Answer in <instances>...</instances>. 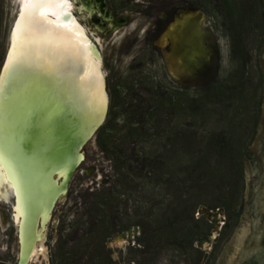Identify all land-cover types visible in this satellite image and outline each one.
<instances>
[{
  "label": "rangeland",
  "instance_id": "374dc122",
  "mask_svg": "<svg viewBox=\"0 0 264 264\" xmlns=\"http://www.w3.org/2000/svg\"><path fill=\"white\" fill-rule=\"evenodd\" d=\"M20 1L0 0V73ZM69 1L103 57L109 100L104 124H109V131L95 136L82 150L85 161L68 195L55 204L37 256L29 264H264V0L251 1L253 15L243 28L250 55L244 103L236 104L227 95L223 104L211 107L215 113L199 133L196 164L177 166L174 156L158 160L153 176L148 169L139 178L127 176L118 182L124 183L125 190L99 197L91 195L102 190L104 176L114 166L100 144L124 150L128 156L133 150L149 153V148L171 147L178 141L186 144L189 132L178 139L177 131H187L190 119L177 106L193 107L202 85L214 78L229 81L238 65L232 59L222 18L209 3L194 11L184 6L187 0ZM160 21L174 22L177 29L169 37L170 29L167 36H156ZM197 34V64L184 67L188 43ZM178 57L184 80L171 74L168 58ZM114 86L126 105L122 112L110 110ZM155 102L161 103V111L149 118L146 114ZM138 124L148 131L146 139L128 134ZM229 139L233 147L226 159L221 158ZM209 143L214 151L206 156L204 147ZM203 161L204 170L194 176ZM128 165L136 168V164ZM178 169L187 172L178 174ZM182 181L193 184L191 194H180ZM188 203L195 210H189ZM13 204V199L0 200V264H18L20 258ZM182 213H186L184 220L172 228ZM157 216L155 228L164 238L149 240L145 250L137 242L142 234L138 223ZM115 222L117 234L106 238ZM91 223L99 228L94 230ZM133 229L137 233L132 238L124 237ZM192 239L195 242L190 245Z\"/></svg>",
  "mask_w": 264,
  "mask_h": 264
},
{
  "label": "bare ground",
  "instance_id": "6f19581e",
  "mask_svg": "<svg viewBox=\"0 0 264 264\" xmlns=\"http://www.w3.org/2000/svg\"><path fill=\"white\" fill-rule=\"evenodd\" d=\"M26 2L20 1L0 73V200L7 203L14 200L21 264H29L37 256L38 244L44 239L52 209L66 196L65 188L74 162L78 154L82 155V151L78 153V147L94 130L104 125L109 108L102 72L103 57L89 38L86 27L75 16L74 6L69 0H47L40 14L41 27L50 30L57 41L41 50L36 57L40 67L28 62L10 65L15 25L21 16L27 15ZM176 27L172 24L168 28V37ZM198 36L188 43L184 67L194 68L197 64L196 54L200 52ZM181 57L168 58L171 74L178 80H184L176 63ZM53 61L57 62L53 65ZM37 90L41 92L39 95ZM14 109L18 110L16 114H13ZM40 111L41 119L34 124L33 119ZM13 122L17 127L14 135ZM15 135L21 144L22 165L30 176L46 171L57 173L54 184L47 186L40 196L29 192L26 182L25 186L22 182L14 156L18 148L13 140ZM43 137L63 148L48 167L46 162L41 164L43 154L48 150L47 144L41 146ZM83 157H78V162Z\"/></svg>",
  "mask_w": 264,
  "mask_h": 264
},
{
  "label": "trees",
  "instance_id": "16d2710c",
  "mask_svg": "<svg viewBox=\"0 0 264 264\" xmlns=\"http://www.w3.org/2000/svg\"><path fill=\"white\" fill-rule=\"evenodd\" d=\"M252 0H187L185 1V7L191 10H202L204 9L205 3H209L213 10L222 18L223 26L230 38L231 41V55L232 59L237 63L238 68L235 73L232 75L231 79L227 82H219L217 78H214L204 85H202L199 89V95L194 100V106L188 109L183 108L181 105H178V109L180 112H187V117L190 119V123L187 126L186 130H178L177 138L180 139V135L184 132H189L190 141L186 144L178 141L175 145L171 147L166 146H158V148H149V153H146L143 150L137 151L133 150L131 155L128 154L121 149L118 148H108L107 146H103L100 144L101 152L106 156L107 159L113 162L114 166H112L111 172L104 176V180L102 182V190L98 192L96 188L90 190H96L92 193L91 196L99 197L100 195H109L113 190H125L124 183L119 184L118 182L125 179L127 176L139 178L143 172L148 169L150 176H153L156 172V163L158 160L165 161L167 157L175 158V163L177 166L181 165H195L198 159V156L201 151V145L198 143V136L200 131H204L205 126L211 120L212 115L215 113L211 107L223 104V100L228 95V100H234L236 104H243L244 98L242 96L243 90L245 88L246 78H247V67L250 62V55L245 46L244 39V25L248 18H251L253 15L252 12ZM169 22L160 21L158 23L155 35L160 36L165 28L167 27ZM245 82V83H244ZM111 107L112 111H124L125 110V102L121 97V93L117 92L116 87L114 86L111 90ZM163 104V103H162ZM161 111V103H154L152 109L147 112V116L152 118L155 115H158ZM182 118V116L180 117ZM179 118V119H180ZM138 124L136 128L129 130V135L132 137L146 139L148 135V131L145 130L144 127ZM180 129V128H179ZM109 131V124H104L101 129L97 132L96 136L100 138L106 132ZM157 136V135H153ZM182 136V135H181ZM233 144L230 139L229 142L226 143L220 151L221 158H227L232 149ZM213 145L206 144L204 149V153L206 156L208 154H213ZM213 149V150H211ZM150 160H153L149 163ZM205 162L203 161L200 168L193 171L194 176H198L202 173L205 168ZM128 164H136V168L131 167ZM152 164V165H150ZM155 165V166H154ZM180 168V167H179ZM192 171V170H191ZM187 170L182 171L177 170L178 174H184ZM115 179V180H113ZM118 180V181H117ZM109 185L108 188L105 186ZM96 186V185H95ZM181 193L180 194H191L194 191V186L192 183H185L182 181L181 184ZM90 190H87L86 193ZM122 192V191H121ZM189 210H195V205L188 203ZM93 209L92 212H94ZM94 214V213H91ZM228 215V211L225 212ZM186 213H182V215L176 220V224L172 226V228H178L181 222L184 220ZM192 218H194V214H192ZM114 221H116L115 218ZM202 220L205 223H208V218L203 217ZM157 221H159V217H154L153 219L145 218L141 221L139 226L142 228L141 237L138 239V245L143 247L145 250L148 248L149 240H153L154 242H161L164 238V234L160 231H157ZM201 220H198L200 222ZM156 222V223H155ZM227 225V224H226ZM89 226H93L94 230L97 229L98 226H94L92 223ZM156 227V228H155ZM99 228V227H98ZM155 228V229H154ZM106 238H111L115 234H117V226L116 222L113 223L110 229L106 233ZM209 236V235H208ZM206 238V237H204ZM207 239H201L204 242ZM195 242V239L190 241V245ZM148 256V255H147ZM158 259L160 255H151Z\"/></svg>",
  "mask_w": 264,
  "mask_h": 264
},
{
  "label": "snow or ice",
  "instance_id": "6c2138e0",
  "mask_svg": "<svg viewBox=\"0 0 264 264\" xmlns=\"http://www.w3.org/2000/svg\"><path fill=\"white\" fill-rule=\"evenodd\" d=\"M46 3L47 0H27L24 4L27 15L21 16L20 21L15 25L12 53L9 57L10 65L28 62L33 66L40 67L36 63V57L40 51L48 45L56 44L54 34L41 27L40 14L45 9ZM56 62L53 61V65Z\"/></svg>",
  "mask_w": 264,
  "mask_h": 264
},
{
  "label": "water",
  "instance_id": "95a60500",
  "mask_svg": "<svg viewBox=\"0 0 264 264\" xmlns=\"http://www.w3.org/2000/svg\"><path fill=\"white\" fill-rule=\"evenodd\" d=\"M193 13H195V12H193ZM174 22H176V20H174ZM173 23H171V24H169L167 26L166 31L163 32V34H162V37L166 34V32L168 31V28ZM36 92H37L36 93L37 95H39V93H41L38 90ZM17 111L18 110L14 109L13 114H16ZM40 116H41V111H40L39 115H36V117L33 119L34 124L37 123L41 119ZM69 117H70V115H69ZM73 127H74V125H73ZM16 128L17 127H15V124L13 122V135H14V129H16ZM99 128L100 127H98L96 130H94L93 134L89 138H87L85 140V142H84L83 145H81V146L79 145V147H78V153L81 152L83 150V148L86 147L89 144V142L96 136L97 132L101 129V128L100 129ZM13 140H15V144L18 147L15 150L14 156H15L16 161H17L18 170L20 171V175H21V178H22V182H23L24 186H25V182H26V184L28 185V191L29 192H31L32 194H35L37 196H40L41 194H43L42 191L44 189H46L47 186H49L51 184H54L55 179L57 177V173L51 174L50 171H46V173H42V172L40 174L39 173H35L36 174L35 176L34 175H31L30 176L28 174V172L25 170L24 166L22 165L21 147H20L21 144H20V142H18V140H19L18 136H16V135L13 136ZM43 142H44V144H41V146L47 144L48 145V150L46 152H44V154H43V160L41 161V164H44L46 162V166L48 167L51 164L53 158L56 157L58 153H62L63 148H62V146L60 144H59V146L58 145H54V143H52L50 139H49V141H47V137H43ZM80 156H82V155H79L78 154V157H80ZM78 157L76 158V161L74 162V164H75L74 165V169H73L72 174L70 176V179H69V181H68V183L66 185L65 195H68V192H69L70 185L72 183L73 177L79 171L78 168L80 167V165L82 164V162L85 160V154H84V157H83V159H82L81 162L80 161L78 162ZM29 181H31V182L29 183ZM54 209H55V207L52 209V212H51L52 214L54 212ZM136 233H137V230L136 229H133V230L129 231L127 234H124V237L132 238L133 235H135ZM18 264H21V257L18 260Z\"/></svg>",
  "mask_w": 264,
  "mask_h": 264
},
{
  "label": "flooded vegetation",
  "instance_id": "af4514ba",
  "mask_svg": "<svg viewBox=\"0 0 264 264\" xmlns=\"http://www.w3.org/2000/svg\"><path fill=\"white\" fill-rule=\"evenodd\" d=\"M51 219H52V216H51ZM51 219H50V221H51ZM50 221H49V222H50ZM12 224H13V223H12ZM20 257H21V255H20Z\"/></svg>",
  "mask_w": 264,
  "mask_h": 264
}]
</instances>
